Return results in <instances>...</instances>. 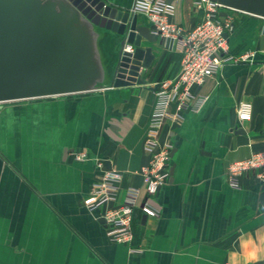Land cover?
<instances>
[{
	"label": "crops",
	"instance_id": "1",
	"mask_svg": "<svg viewBox=\"0 0 264 264\" xmlns=\"http://www.w3.org/2000/svg\"><path fill=\"white\" fill-rule=\"evenodd\" d=\"M104 1L119 9L134 4ZM168 1L173 22L190 29L201 21L195 0ZM222 13L234 24L229 52L251 55L224 63L197 88L198 104L164 121L159 141L170 142L173 153L153 196L143 191L139 171L150 158L143 140L155 85L180 68L172 43L141 39L154 53L144 85L0 104V264L264 263V184L254 170L238 176L235 187L225 176L231 162L264 151V18L226 7ZM138 22L150 25L141 13ZM242 100L252 114L240 123ZM77 150L86 158L74 160ZM107 170L120 174L115 196L88 209L89 187ZM127 186L139 196L131 240L120 243L106 236L102 214Z\"/></svg>",
	"mask_w": 264,
	"mask_h": 264
},
{
	"label": "water",
	"instance_id": "2",
	"mask_svg": "<svg viewBox=\"0 0 264 264\" xmlns=\"http://www.w3.org/2000/svg\"><path fill=\"white\" fill-rule=\"evenodd\" d=\"M213 1L264 18V0ZM132 8L104 0H0V103L144 85L154 53L141 39L155 36Z\"/></svg>",
	"mask_w": 264,
	"mask_h": 264
},
{
	"label": "built area",
	"instance_id": "3",
	"mask_svg": "<svg viewBox=\"0 0 264 264\" xmlns=\"http://www.w3.org/2000/svg\"><path fill=\"white\" fill-rule=\"evenodd\" d=\"M194 7L201 11V21L190 29H185L173 22V11L168 0H134L132 10L143 14L149 21V27L155 38L162 43H172L174 50L180 54L179 71L171 78L156 83V102L148 121L143 147L150 158L146 166L139 171L143 191L153 196L158 187L168 177L171 161L172 144L160 143L159 135L166 119L182 117V112L198 104L197 88L208 77H213L219 68L227 62H244L248 54L232 55L229 52L228 38L234 30L231 15L223 14L225 7L213 0H195ZM126 51H133L132 44H125ZM175 104V111H169V105ZM252 114L249 101H239L236 106V118L242 123L248 121ZM74 160H83L87 153L77 150L71 153ZM100 165V162L97 163ZM254 170L264 184V151H256L248 157L231 162L225 168V176L230 186H237V178L242 173ZM120 174L115 170L103 171L98 180L89 187L88 209L112 201ZM139 196V188L127 186L119 204L107 207L102 217L106 236L116 242L128 243L132 233L130 228L132 210ZM148 216L156 215V209L143 205ZM264 264V263H263Z\"/></svg>",
	"mask_w": 264,
	"mask_h": 264
},
{
	"label": "trees",
	"instance_id": "4",
	"mask_svg": "<svg viewBox=\"0 0 264 264\" xmlns=\"http://www.w3.org/2000/svg\"><path fill=\"white\" fill-rule=\"evenodd\" d=\"M174 57H175V59H176L177 56H174ZM166 58H167V57H166ZM166 58H165V61H163V62L160 64V66H159V68H158V72L164 70L165 66L167 65L166 62L168 61V59H167V61H166ZM164 62H165V63H164Z\"/></svg>",
	"mask_w": 264,
	"mask_h": 264
},
{
	"label": "rangeland",
	"instance_id": "5",
	"mask_svg": "<svg viewBox=\"0 0 264 264\" xmlns=\"http://www.w3.org/2000/svg\"><path fill=\"white\" fill-rule=\"evenodd\" d=\"M12 102V101H11ZM3 103H7V102H3ZM0 104H2V103H0Z\"/></svg>",
	"mask_w": 264,
	"mask_h": 264
}]
</instances>
